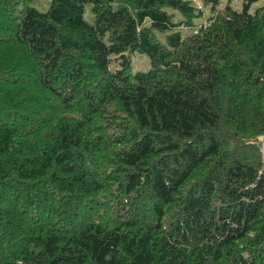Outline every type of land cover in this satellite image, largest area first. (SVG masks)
<instances>
[{"label":"trees","instance_id":"trees-1","mask_svg":"<svg viewBox=\"0 0 264 264\" xmlns=\"http://www.w3.org/2000/svg\"><path fill=\"white\" fill-rule=\"evenodd\" d=\"M27 1L0 0V264H264V4L200 0L182 37L190 0Z\"/></svg>","mask_w":264,"mask_h":264},{"label":"rangeland","instance_id":"rangeland-1","mask_svg":"<svg viewBox=\"0 0 264 264\" xmlns=\"http://www.w3.org/2000/svg\"><path fill=\"white\" fill-rule=\"evenodd\" d=\"M190 1L192 6L196 7L202 12V15L197 17L193 21L194 26L191 28L183 27L180 25H177L175 27V30L180 32L182 37L191 35L192 33H194L197 27L205 25L207 23V19L212 15V10L210 6H202L200 0ZM248 3L250 4V13H254L256 9L260 8L264 4V0H220L216 10H223L227 5H229L233 10L241 11L243 9V5ZM26 5L28 7L38 10L39 12L45 13L50 7V0H28ZM168 12L172 14V22L175 24H179V22L182 20V16L180 15V13L173 9H168ZM84 19L87 22L92 21L90 5H87L85 7ZM155 35L161 41V43H163L164 35L160 33H155ZM130 60L132 73L146 72L150 68L149 60L145 55L136 53L130 56ZM260 146L264 153V139L260 141Z\"/></svg>","mask_w":264,"mask_h":264},{"label":"water","instance_id":"water-1","mask_svg":"<svg viewBox=\"0 0 264 264\" xmlns=\"http://www.w3.org/2000/svg\"><path fill=\"white\" fill-rule=\"evenodd\" d=\"M263 140V139H262Z\"/></svg>","mask_w":264,"mask_h":264}]
</instances>
